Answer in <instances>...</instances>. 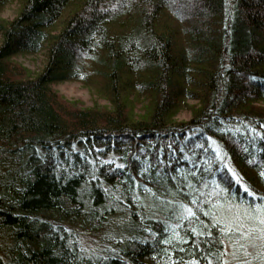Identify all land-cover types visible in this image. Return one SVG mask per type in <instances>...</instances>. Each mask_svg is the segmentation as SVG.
Segmentation results:
<instances>
[{
    "label": "trees",
    "instance_id": "1",
    "mask_svg": "<svg viewBox=\"0 0 264 264\" xmlns=\"http://www.w3.org/2000/svg\"><path fill=\"white\" fill-rule=\"evenodd\" d=\"M20 9L0 20V264H231L228 245L264 264L235 238L264 235V0ZM45 43L24 78L11 58ZM63 80L105 106L65 100Z\"/></svg>",
    "mask_w": 264,
    "mask_h": 264
},
{
    "label": "rangeland",
    "instance_id": "2",
    "mask_svg": "<svg viewBox=\"0 0 264 264\" xmlns=\"http://www.w3.org/2000/svg\"><path fill=\"white\" fill-rule=\"evenodd\" d=\"M24 0H4L3 4L0 5V20L2 22H11L14 20V18L18 15L20 12V8L22 6ZM69 8L62 14L58 19L55 25L49 29V32L51 34H57L58 30L60 29V26L63 22V20L66 18L69 12ZM1 33H0V45H1ZM46 46L39 49L37 53H27V54H17L16 56L11 58V63H15V67L22 68L21 69V75L24 76V78L28 77H35L37 76L40 71L43 69V67L46 64V54H47V44ZM51 88L58 93L60 96L62 95L65 100L67 101H74L78 103L79 108H91L94 107V105L98 106V108H103L105 105V101H102L101 99L97 98L96 92L94 91V87L86 85L84 82L77 81V80H63L60 82H55L51 85ZM189 103H193L190 101ZM147 104L146 98L139 99V102H137V108L136 111L138 113L141 112L142 108ZM264 108V105L262 106ZM191 115V112L189 110L183 109L181 110L175 117V120L178 122L180 121H188L189 117ZM243 228H247L245 231L240 228L241 232H239V235L237 237L232 236V234H228L229 238H237V241L245 247L244 252L246 254H249L252 249V244L257 245L258 242H261L259 244L260 251L263 250L264 253V235L259 236L261 234L260 230H257L252 224H246L242 226ZM237 228L238 225H237ZM254 234L253 237L251 234ZM260 233V234H258ZM259 236V238H257ZM241 238V239H240ZM253 238V239H252ZM257 240H256V239ZM261 238V240H260ZM89 238L86 244L87 249L89 248H95V243L93 240ZM258 241V242H257ZM83 249V244L80 245ZM227 257L230 260V263L232 264L234 262L235 257L233 256V251L231 250V246L228 245L227 250ZM263 255V254H262ZM264 256V255H263ZM237 257V256H236ZM243 257V256H242ZM239 259V257H237ZM246 258V257H245ZM244 259V257H243ZM243 260H240L238 264H243Z\"/></svg>",
    "mask_w": 264,
    "mask_h": 264
},
{
    "label": "snow or ice",
    "instance_id": "3",
    "mask_svg": "<svg viewBox=\"0 0 264 264\" xmlns=\"http://www.w3.org/2000/svg\"><path fill=\"white\" fill-rule=\"evenodd\" d=\"M120 167H123V165H120ZM209 235H211V233H209Z\"/></svg>",
    "mask_w": 264,
    "mask_h": 264
}]
</instances>
